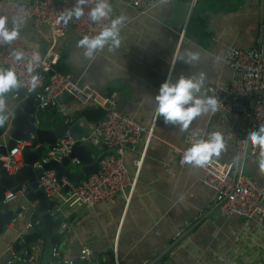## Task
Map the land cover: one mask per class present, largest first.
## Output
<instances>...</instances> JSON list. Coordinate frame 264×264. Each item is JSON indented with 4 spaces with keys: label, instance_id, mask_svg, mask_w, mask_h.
Listing matches in <instances>:
<instances>
[{
    "label": "crops",
    "instance_id": "obj_1",
    "mask_svg": "<svg viewBox=\"0 0 264 264\" xmlns=\"http://www.w3.org/2000/svg\"><path fill=\"white\" fill-rule=\"evenodd\" d=\"M176 1L167 0L140 13L125 0H111L114 16L127 18L121 45L114 51L105 47L95 59L84 57L83 49L77 47L79 39L71 20L59 34L29 21L20 26V39L26 46L42 56H58L56 71L71 76L96 101L116 94L117 110L146 128L140 144L123 155L129 175L136 180L128 202L119 196L114 203L101 202L92 208L63 206L62 218L68 226L61 233L65 244L62 263L82 262L80 251L88 247L92 255L86 264H264V222L220 214L212 192L199 183L202 169L189 164L180 167L173 152L190 146L185 136L193 131H242L251 118L218 110L197 117L187 131H181L178 125L165 124L163 117H157L154 100L170 73L173 77L205 73L203 91L208 96L209 87H226L234 76L223 63L227 48L261 46L264 50L263 0H199L194 8L199 21L188 22L178 20ZM189 51L199 52L200 60L185 63ZM261 100L264 103V95ZM56 110L59 116H72L84 109L75 100H65ZM44 115L53 127L58 122L56 113ZM81 115L88 118V127L96 123L95 115ZM225 144L226 150L212 160L230 161L234 148ZM100 153L94 149L95 155ZM142 154L137 174L132 161ZM244 171L264 187L258 157L247 158ZM16 236L13 224L0 236V264L11 258L8 247Z\"/></svg>",
    "mask_w": 264,
    "mask_h": 264
},
{
    "label": "built area",
    "instance_id": "obj_2",
    "mask_svg": "<svg viewBox=\"0 0 264 264\" xmlns=\"http://www.w3.org/2000/svg\"><path fill=\"white\" fill-rule=\"evenodd\" d=\"M166 1L125 0L128 6L140 13H145ZM74 4L75 0H60L59 7L56 6L55 0H35L33 2L0 0V16H7L10 20L13 17H23L25 22H32L35 27L46 26L53 33L59 34L63 23L61 21L57 24L56 20L61 12L72 8ZM87 12L88 9L85 10V15L80 19L73 18L71 20V29L78 39L84 35L94 36L98 34L111 19L94 22L89 19ZM12 49L23 50L26 57H30L38 51L26 46L20 38L13 41L11 45H0V68L15 69L18 79L24 81L26 85L31 75L26 71L27 61L16 62L10 55ZM40 56L41 63L35 65V72L33 73L40 74V85L34 92H29L27 86H23V88L27 95L34 97L41 109L53 107L56 98L63 93H68L81 109L98 107L103 110L104 116L97 123L88 127V135L85 138H80L78 143H75L70 136L60 138L54 147L47 149V152L34 165V168L40 169L43 164H47L51 160L60 161L70 154L73 145L79 143L98 148L101 152L113 150V153L102 160L97 175L86 178L79 185L66 181L60 185L55 181V173L47 171L43 172L39 180V189L48 199L59 203V214L63 212L61 208L68 203L92 208L101 202L114 203L119 196L125 197L128 202L135 189L136 180L129 175L123 162V155L127 150H134L140 144L142 135L146 131L145 126L117 110L116 94H112L104 102L96 101L71 76L62 75L55 70L58 56L52 58L41 54ZM223 63L233 71L234 76L226 87H209L208 94L217 96L222 101L219 110L225 115H232L237 118L249 116L251 124L245 130H232L223 134L225 143L231 144L234 148L231 159L224 164L212 160L208 165L201 168L199 183L212 192L213 205L223 216L236 215L246 220L264 222V187L253 181L244 171L246 159L259 157L260 152L259 146L253 148L246 143V137L264 125V103L261 100V96L264 95V50L261 46L246 50L234 47L227 48L223 55ZM42 74L46 75V78ZM248 98L254 99L251 107L247 101ZM148 135L151 136V129L148 130ZM243 135H245L244 138H242ZM185 142L191 145V134L185 136ZM26 145L29 143H18L6 157L0 156L9 175H13L23 166L21 152ZM173 152L178 159V165L186 167L188 164L182 163L184 151L174 149ZM143 159L144 155L142 154L140 158L132 161L137 174L141 169ZM234 161H236L235 164ZM26 190L27 186L23 184L14 194L7 192L5 194L6 201L9 202L18 196L25 195ZM67 226L63 220L59 228L60 234L64 232ZM31 227L30 224L26 226L27 229ZM8 252L11 258L7 264H35L33 257L25 263H18V257L11 245L8 247ZM91 255V250L88 247H83L79 259L82 262L90 263ZM65 263L72 264L73 262ZM230 264L237 263L230 262Z\"/></svg>",
    "mask_w": 264,
    "mask_h": 264
},
{
    "label": "water",
    "instance_id": "obj_3",
    "mask_svg": "<svg viewBox=\"0 0 264 264\" xmlns=\"http://www.w3.org/2000/svg\"><path fill=\"white\" fill-rule=\"evenodd\" d=\"M198 1L177 0L178 20L188 22L195 18L199 21L200 15L194 11ZM55 4L59 7L60 0H55ZM42 76L46 78V75ZM65 100L74 99L68 93H63L56 98L53 107L41 109L39 103L34 97L27 95L23 87L17 93L8 95L11 106L8 107L7 114L14 115L0 127V156L6 157L18 143H29L21 152L23 166L13 175L8 174L7 167L0 159V236L6 234L10 224L16 226L17 236L12 242V248L16 255L22 253L18 257V263H25L33 257L35 264H64L60 260L63 258L61 250L65 244L59 233L64 210L62 207L63 212L59 214V203L48 199L39 189L43 172L53 171L55 181L60 185H63V181L79 185L86 178L97 175L102 160L113 153V150H109L95 155V148L79 143L73 145L70 154L60 161L51 160L40 169L34 168L47 149L54 147L60 138L70 136L78 143L80 138L88 135V121L80 113L72 116L63 114L62 117L57 115L56 107L65 104ZM247 101L251 107L254 99L248 98ZM45 112L56 113L55 120L58 122H55L54 127L51 120L45 117ZM244 137L245 135L242 136ZM23 184L27 186L25 195L21 199L6 201L5 194H14ZM28 224L32 226L30 229L26 228Z\"/></svg>",
    "mask_w": 264,
    "mask_h": 264
},
{
    "label": "clouds",
    "instance_id": "obj_4",
    "mask_svg": "<svg viewBox=\"0 0 264 264\" xmlns=\"http://www.w3.org/2000/svg\"><path fill=\"white\" fill-rule=\"evenodd\" d=\"M94 5V6H93ZM87 15L91 21L100 22L109 20L98 34L94 36L84 35L77 42V47L83 49V56L95 59L98 52L105 47L109 51L118 49L121 45V30L126 22V17L121 14L114 16L111 0H75L72 8L60 13L56 23L61 21L66 26L70 20L80 19ZM114 16V18H112ZM25 23L23 17L0 16V45H11L20 38V26ZM10 55L16 62L27 61L26 71L31 74L30 80L25 82L18 79V74L13 68H0V127H3L12 114H6L9 93H17L18 90L27 86L29 92H34L41 83L40 74L35 72V65L41 63L38 52L26 57L20 49H12ZM200 60V53L189 51L185 63L192 64ZM206 74L180 75L173 77L171 73L160 84L155 100V113L157 117H163L165 124L178 125L181 131H187L192 122L206 113H216L222 106V101L217 96H208L204 93ZM192 142L183 152L182 163L194 167L203 168L214 157H220L226 150L223 134L219 131L204 133L202 130L193 131ZM246 143L253 148L259 146L258 157L259 169L264 172V125L258 130L252 131L246 137ZM234 164L236 161L233 162Z\"/></svg>",
    "mask_w": 264,
    "mask_h": 264
},
{
    "label": "trees",
    "instance_id": "obj_5",
    "mask_svg": "<svg viewBox=\"0 0 264 264\" xmlns=\"http://www.w3.org/2000/svg\"><path fill=\"white\" fill-rule=\"evenodd\" d=\"M100 112H102V110L100 108H87V109H84L83 111H81L80 114H83L86 117H88L90 114L95 115L96 116L95 120L97 123L104 116V114H103L104 112H102V114ZM54 117H55V115H54ZM54 125H55V123H54Z\"/></svg>",
    "mask_w": 264,
    "mask_h": 264
},
{
    "label": "rangeland",
    "instance_id": "obj_6",
    "mask_svg": "<svg viewBox=\"0 0 264 264\" xmlns=\"http://www.w3.org/2000/svg\"><path fill=\"white\" fill-rule=\"evenodd\" d=\"M60 117H62V116L60 115Z\"/></svg>",
    "mask_w": 264,
    "mask_h": 264
}]
</instances>
